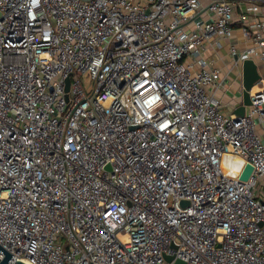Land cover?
I'll use <instances>...</instances> for the list:
<instances>
[{
  "label": "built area",
  "instance_id": "2783aa9c",
  "mask_svg": "<svg viewBox=\"0 0 264 264\" xmlns=\"http://www.w3.org/2000/svg\"><path fill=\"white\" fill-rule=\"evenodd\" d=\"M236 29L234 65L260 74L243 116L207 54ZM0 246L8 264H264V0H0Z\"/></svg>",
  "mask_w": 264,
  "mask_h": 264
},
{
  "label": "crops",
  "instance_id": "0c3cea01",
  "mask_svg": "<svg viewBox=\"0 0 264 264\" xmlns=\"http://www.w3.org/2000/svg\"><path fill=\"white\" fill-rule=\"evenodd\" d=\"M209 0H201L202 6H207ZM235 43L238 48L244 47L245 43L240 31L235 30V40H221L222 46L219 49L209 48L208 56L213 60L215 65L220 69L221 78L223 79L226 89L224 92H218L222 99V105L226 112L234 113V110L242 103L241 99V67L240 65H234V60L229 53V46L231 43ZM232 92L227 95V92ZM228 96V97H227Z\"/></svg>",
  "mask_w": 264,
  "mask_h": 264
},
{
  "label": "water",
  "instance_id": "95a60500",
  "mask_svg": "<svg viewBox=\"0 0 264 264\" xmlns=\"http://www.w3.org/2000/svg\"><path fill=\"white\" fill-rule=\"evenodd\" d=\"M260 74L258 71V66L256 62L253 59H245L241 63V85H242V91H241V99L242 103L239 107H237L234 110V114L237 116H243L245 113V109L247 106L251 105V99L249 96V91L251 88L259 81ZM68 87V83L66 86V90ZM252 171V167L247 164L243 170V172L240 174L241 180H246L248 176L250 175ZM185 203V201H183ZM0 251L5 254L2 260H0V264H8V262L12 259V255L9 254L7 251H5L0 246ZM166 259L168 261H172V256H167ZM13 264H26L25 262L21 260H16ZM173 264H186L184 261L180 259H175Z\"/></svg>",
  "mask_w": 264,
  "mask_h": 264
},
{
  "label": "rangeland",
  "instance_id": "374dc122",
  "mask_svg": "<svg viewBox=\"0 0 264 264\" xmlns=\"http://www.w3.org/2000/svg\"><path fill=\"white\" fill-rule=\"evenodd\" d=\"M81 82L86 90H89L91 87L92 81L89 78V75H83L81 78ZM232 92L229 91L227 92V95H230ZM228 97V96H227ZM226 157L230 158L229 163H224L226 169L228 170L229 167L236 166L239 163V158L234 154V155H227Z\"/></svg>",
  "mask_w": 264,
  "mask_h": 264
},
{
  "label": "bare ground",
  "instance_id": "6f19581e",
  "mask_svg": "<svg viewBox=\"0 0 264 264\" xmlns=\"http://www.w3.org/2000/svg\"><path fill=\"white\" fill-rule=\"evenodd\" d=\"M258 90V86L255 84L252 88H251V91L252 92H255Z\"/></svg>",
  "mask_w": 264,
  "mask_h": 264
}]
</instances>
